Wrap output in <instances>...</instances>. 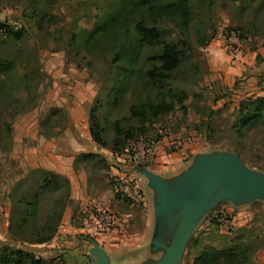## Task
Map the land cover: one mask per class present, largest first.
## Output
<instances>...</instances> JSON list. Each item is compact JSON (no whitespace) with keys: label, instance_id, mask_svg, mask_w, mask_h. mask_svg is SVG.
Instances as JSON below:
<instances>
[{"label":"rangeland","instance_id":"1","mask_svg":"<svg viewBox=\"0 0 264 264\" xmlns=\"http://www.w3.org/2000/svg\"><path fill=\"white\" fill-rule=\"evenodd\" d=\"M260 1L214 0L213 4L204 6L203 16L193 12L187 30V61L175 81L186 93L184 114L176 106L171 113L147 124V132L129 141L122 152H110L97 145L104 150L101 153L111 157L115 164L142 168L152 165L162 154L177 152L184 160H190L196 154L212 157L215 153L236 150L252 174L264 181V125L245 131L242 137H236L230 127L238 102L264 93V29L257 26L253 30L247 24L251 20V7ZM117 2L39 0L38 14L37 10L32 12L24 0H0V21L22 31L15 42L7 43L8 40L0 36L1 56L15 58V70L6 75L5 92L1 93L8 103L0 108V118L8 123L0 135L4 194L7 192L9 196L15 183L30 174L32 168L23 165L25 144L34 143L40 137L46 141L72 138L73 120L68 112L73 111L76 118L80 116L88 129V114L96 105L94 114L97 122L107 128L104 137L107 142L111 121L126 114L127 93L115 104H107L105 98L115 67L106 44L116 39L109 37L101 48L88 47L83 41L84 30L89 31L95 21H100L118 5ZM160 23L168 39L177 38L179 34L171 20L164 18ZM237 26L248 28L247 31L239 30L242 37L232 29ZM197 31L207 37L213 32L207 44L218 40L219 69H210L207 44L197 43ZM141 50L147 52L146 48ZM255 54L260 56V62ZM23 73L27 74V80ZM121 153H126V158L116 161L115 155ZM97 158L92 161L101 166ZM109 165L112 164L107 162L102 167L106 170ZM223 181L228 182L227 177ZM33 184L28 179L19 192ZM217 188L220 185L210 193L196 217L176 264H187L204 246L221 248L241 241L253 242L252 264H264V199L232 201L219 198ZM116 194L123 192L117 190ZM8 200L11 202L9 197ZM168 212L161 214L167 216L173 211ZM176 215L173 213L174 217ZM81 222L82 218L76 217L72 223L79 228ZM52 246L46 242L26 247L47 258L50 264H68L62 258L56 260Z\"/></svg>","mask_w":264,"mask_h":264},{"label":"trees","instance_id":"2","mask_svg":"<svg viewBox=\"0 0 264 264\" xmlns=\"http://www.w3.org/2000/svg\"><path fill=\"white\" fill-rule=\"evenodd\" d=\"M24 1L35 13L39 0ZM117 1L118 5L113 10L100 21H95L89 31L84 30L83 41L88 47L101 48L109 37L116 39L106 44L110 61L115 63V67L105 98L107 104H115L121 95L127 93L126 114L111 121V134L107 142L104 138L107 128L97 122L94 114L96 105L92 106L88 114V134L99 147L119 153L129 141L147 132V124L171 113L176 106L184 114L186 93L175 81L189 53L188 26L193 12L203 16L204 6L213 4L214 0ZM263 5L261 0L250 9L251 20L247 24L253 30L257 26L264 29ZM164 18L171 20L177 28L179 35L176 39L167 38L160 23ZM117 26L120 29H116ZM232 29L242 37L239 30L247 31L248 28L237 26ZM212 34L208 37L196 34L197 43L201 46L207 44ZM21 35L20 29H13L0 21V36L8 40L7 43L15 42ZM142 47L147 52H141ZM255 58L260 62L258 54H255ZM14 59V56L2 57L0 54V108L8 104L1 93L5 92L6 75L15 70ZM23 76L27 80V74L23 73ZM10 103L15 104L13 100ZM235 109L230 127L236 137H242L245 131L257 125H264V93L244 98ZM7 124L0 118V135L1 129L8 127ZM231 152L241 160L238 151ZM86 156L98 157L94 154ZM27 178L34 184L19 192L26 185ZM8 197L11 200L7 222L9 241L0 243V264H50L47 258L36 255L26 246L46 243L54 236L65 205L69 202L66 177L50 170L32 168L26 178L15 183ZM251 243L241 241L221 248L204 246L187 264H252L251 256L255 249ZM55 258L60 259L58 255Z\"/></svg>","mask_w":264,"mask_h":264},{"label":"crops","instance_id":"3","mask_svg":"<svg viewBox=\"0 0 264 264\" xmlns=\"http://www.w3.org/2000/svg\"><path fill=\"white\" fill-rule=\"evenodd\" d=\"M217 43L218 40L210 42L206 47L213 71L219 69L220 65ZM68 113L73 120L71 139L62 137L46 141L40 137L34 143L25 144L22 150L23 165L53 171L65 176L68 181L69 202L65 205L55 235L48 241L49 245H54L52 252L68 264H93L96 245L105 256L103 264H160L165 246L178 226L182 210L180 207L171 208L167 211L173 212L166 213L167 216L162 212L155 213V206L161 204V200L145 174L136 166L115 164L111 157L102 154L104 150L90 139L80 116L76 118L73 111ZM89 154L98 155V158L87 157ZM126 156V153L115 155V160L120 161ZM93 158L100 160L101 166L94 163ZM183 160L177 152L162 154L154 159L152 165L142 169L159 177L180 197L189 199L195 190L187 176L194 164L193 156L190 160ZM107 162L112 165L104 170L102 166H106ZM116 168L121 173H117ZM4 181V174H0V243L9 241L6 236L10 202L7 192L4 194ZM125 183L131 188V195L122 190ZM223 186L226 184L222 183L220 188ZM117 190L123 194H116ZM94 208L111 212L115 227L103 233H94L88 223L90 211ZM80 213L82 216L77 215ZM173 213L177 215L174 217ZM76 217L82 218L79 228L72 223ZM38 248L43 249V246Z\"/></svg>","mask_w":264,"mask_h":264},{"label":"water","instance_id":"4","mask_svg":"<svg viewBox=\"0 0 264 264\" xmlns=\"http://www.w3.org/2000/svg\"><path fill=\"white\" fill-rule=\"evenodd\" d=\"M193 163L187 176L194 184L195 190L189 199L180 197L156 175L137 167L145 174L149 184L159 195L161 204L155 206V212H165L174 207L182 208V216L172 238L165 246L160 264H176L196 217L201 213L210 193L218 185L226 184L218 190L217 197L219 198L264 199V181L253 175L235 154L215 153L212 157L196 154L193 156ZM225 177L228 182H221ZM93 252L96 256L93 264H103L105 256L102 249L95 245Z\"/></svg>","mask_w":264,"mask_h":264},{"label":"built area","instance_id":"5","mask_svg":"<svg viewBox=\"0 0 264 264\" xmlns=\"http://www.w3.org/2000/svg\"><path fill=\"white\" fill-rule=\"evenodd\" d=\"M122 187V190L124 189L125 193H128L129 195L132 194V190L128 184L125 183ZM88 223L90 225V229L94 233H103L111 229V227L113 226V216L106 209L94 208L92 211H90V218Z\"/></svg>","mask_w":264,"mask_h":264}]
</instances>
